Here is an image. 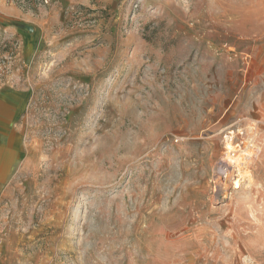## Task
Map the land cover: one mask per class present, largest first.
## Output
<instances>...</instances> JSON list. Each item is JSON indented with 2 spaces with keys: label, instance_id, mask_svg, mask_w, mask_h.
Segmentation results:
<instances>
[{
  "label": "rangeland",
  "instance_id": "rangeland-1",
  "mask_svg": "<svg viewBox=\"0 0 264 264\" xmlns=\"http://www.w3.org/2000/svg\"><path fill=\"white\" fill-rule=\"evenodd\" d=\"M0 264H264V0H0Z\"/></svg>",
  "mask_w": 264,
  "mask_h": 264
},
{
  "label": "bare ground",
  "instance_id": "bare-ground-1",
  "mask_svg": "<svg viewBox=\"0 0 264 264\" xmlns=\"http://www.w3.org/2000/svg\"><path fill=\"white\" fill-rule=\"evenodd\" d=\"M251 140V139H250ZM233 141H235L234 139H233V137L231 136V135H228V137H227V140H226V149H230L231 151L233 150L234 151V149H235V146H234V142ZM235 144H236V142H235ZM253 145V144H252ZM239 146V145H238ZM249 147V146H248ZM227 150V151H228ZM250 150V149H249ZM252 151V150H251ZM250 151V152H251ZM248 152V151H247ZM240 153V152H239ZM240 154H242V153H240ZM245 154V153H244ZM247 154H249V153H247ZM253 154V153H252ZM250 157V156H249ZM234 162V161H233ZM245 169V168H244Z\"/></svg>",
  "mask_w": 264,
  "mask_h": 264
}]
</instances>
